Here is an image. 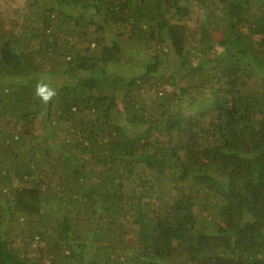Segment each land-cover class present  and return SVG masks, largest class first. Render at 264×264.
<instances>
[{"label":"trees","instance_id":"trees-1","mask_svg":"<svg viewBox=\"0 0 264 264\" xmlns=\"http://www.w3.org/2000/svg\"><path fill=\"white\" fill-rule=\"evenodd\" d=\"M23 14L0 28V264H264V0Z\"/></svg>","mask_w":264,"mask_h":264},{"label":"rangeland","instance_id":"rangeland-1","mask_svg":"<svg viewBox=\"0 0 264 264\" xmlns=\"http://www.w3.org/2000/svg\"><path fill=\"white\" fill-rule=\"evenodd\" d=\"M29 1L30 0H0V28H8L15 19H22ZM124 70L126 71L125 73H127L128 67ZM56 80L58 83L60 79L56 77Z\"/></svg>","mask_w":264,"mask_h":264},{"label":"clouds","instance_id":"clouds-1","mask_svg":"<svg viewBox=\"0 0 264 264\" xmlns=\"http://www.w3.org/2000/svg\"><path fill=\"white\" fill-rule=\"evenodd\" d=\"M34 95L42 104L48 105L57 96V89L41 79L35 85Z\"/></svg>","mask_w":264,"mask_h":264}]
</instances>
